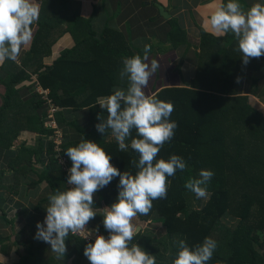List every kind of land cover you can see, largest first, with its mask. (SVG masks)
I'll return each mask as SVG.
<instances>
[{
  "label": "trees",
  "instance_id": "1",
  "mask_svg": "<svg viewBox=\"0 0 264 264\" xmlns=\"http://www.w3.org/2000/svg\"><path fill=\"white\" fill-rule=\"evenodd\" d=\"M39 8L31 48L24 53L21 67L11 72L5 83L0 107V149L11 152L15 140L24 130L37 134L39 144L33 149L19 145L8 167L22 175L32 172L37 180L31 187L43 182L50 194L65 191L70 188L67 185L69 173L63 170L59 161L64 157L71 168L72 161L65 151L81 139H88L100 143L121 173L135 174L138 169L132 161H138V153L130 147L127 152H120L116 140L108 139L110 131L103 135L96 130L100 122L98 115L107 116L96 101L112 94L117 87L126 89L127 80H122L119 75L123 59L137 54L143 56L144 48H134L122 32L110 27L97 37L90 19L70 13L68 0H41ZM166 21L170 27L167 41L172 51L182 46L187 48L188 37L177 18L171 15ZM199 30L194 77L180 87L158 90L154 84L151 89L155 97L174 105L170 119L178 123L174 137L165 143L156 159H169L172 154H177L185 159L188 168L177 170L174 176L168 177L166 199L154 200L148 215L137 216L140 222L157 217L164 229V237L159 239L147 230L146 233L141 230L132 243H138L154 255L156 264H172L179 251L177 240L184 239L194 247L211 237L218 246L207 264H264V237L259 242L257 234L260 232L264 236V116L250 103L248 95H240L238 90L246 69L256 67L254 61H261L260 66H264V55L252 58L245 65L233 34L215 36L202 27ZM65 34L71 36L74 46L61 50L50 66L44 65L43 58ZM225 42L228 45L224 47L222 43ZM150 48L152 51L151 45ZM9 61H4L3 69ZM176 69L180 71L179 65ZM32 75H36L37 84L48 92L46 98L57 108L53 113L56 129L44 124L48 105L42 94L35 92L28 100H22L19 91L13 88L15 83L28 80ZM255 83L254 79L252 86ZM82 108L90 110L86 124L70 115ZM55 130L59 131V136ZM135 136L133 130L132 138ZM56 137L60 139L59 144ZM46 138L49 141L44 148L41 142ZM126 143L130 144V139ZM35 164L40 165V169L35 168ZM201 169L214 171L208 185L210 198L200 208L190 209L187 194L191 192L185 183L189 177L198 178ZM3 173L1 170L0 176ZM16 176L15 181L19 183L20 177ZM118 184L119 177H115L94 193L93 207L98 213L87 225L104 234L109 232L104 228V217L99 212L117 201ZM3 202L0 197V211ZM48 204V197L37 203L35 209H41L42 213L32 216L26 228L18 232L19 238L27 234L36 220L47 215ZM225 213L236 219L233 227L222 223ZM2 218L8 221L3 211ZM34 240L28 238L23 242L28 255L34 247L43 244L41 240H38L40 244ZM4 241L5 238L0 237L3 253ZM71 241L73 245L66 257L74 256L79 260L88 243L69 235L66 245ZM39 255L37 260L42 262ZM35 263L37 261L29 259L23 261V264Z\"/></svg>",
  "mask_w": 264,
  "mask_h": 264
},
{
  "label": "clouds",
  "instance_id": "2",
  "mask_svg": "<svg viewBox=\"0 0 264 264\" xmlns=\"http://www.w3.org/2000/svg\"><path fill=\"white\" fill-rule=\"evenodd\" d=\"M39 16L40 8L35 0H0V64L18 59L22 46L33 37L32 26ZM203 27L215 36L233 34L245 65L252 58L264 55V3H254L245 10L240 0H227L211 13ZM150 51V45H145L143 56L124 58L119 75L122 80L126 78V89L116 88L96 101L107 112L106 118L101 113L98 115L100 122L96 130L103 135L110 131L120 152H127L130 147L138 153V161H132L138 171L121 173L100 143L88 139L67 148L65 154L72 161L67 183L72 187L49 194L47 215L42 223H37L34 237L49 244L57 259L65 257L70 234L89 238L92 232L86 231V225L98 213L93 207L94 193L119 177L118 199L102 213L104 228L110 235L107 238L97 235L94 243L86 245L84 255L90 264H156L154 255L132 243L140 233L133 221L138 214L148 215L154 200L167 198L168 177L177 170H186L188 164L177 154L169 159H156L165 143L174 137L178 123L170 119L174 111L171 102L145 92L160 66L157 59L149 58ZM133 130L135 138H132ZM129 139L130 144L126 143ZM213 176L214 171L201 169L198 178L186 180L185 187L197 199L207 200ZM176 245L179 251L172 264H207L218 246L211 237L194 247L184 239L177 240Z\"/></svg>",
  "mask_w": 264,
  "mask_h": 264
},
{
  "label": "crops",
  "instance_id": "3",
  "mask_svg": "<svg viewBox=\"0 0 264 264\" xmlns=\"http://www.w3.org/2000/svg\"><path fill=\"white\" fill-rule=\"evenodd\" d=\"M225 2L227 0H68L71 9L70 13L90 19L91 27L97 37L101 35L106 27H110L122 32L134 48L142 49L145 45L153 47L149 58L157 59L160 66L158 72L156 71L150 78L149 84L145 89L148 94H150L153 85L158 81V77H160L157 85L158 90L165 87H180L183 82L187 83L194 77L196 53L199 52V27L204 29V21L221 3ZM240 2L241 4L244 3L245 6L243 8L247 10L254 3H264V0H240ZM35 3L40 5L41 0H35ZM159 4L163 10L168 11L169 16L172 15L177 18L178 24L186 32L189 41L187 48L182 46L172 51L171 45L167 41L170 27L166 21L167 18H164L159 13ZM34 27L36 28L35 24L32 29ZM207 32L211 33L210 31ZM224 45L227 46L228 43H222V46ZM73 46L74 42L71 36L69 34L62 35L51 47L50 54L43 58V64L50 66L59 56L61 50L72 48ZM30 48L31 41L27 45L22 46L16 61L10 60L7 62L5 69H3L4 62L0 64V107L3 105L6 90L5 83H8L10 73L16 72L21 67L24 53L28 52ZM169 54L172 55L168 58ZM164 59H169V63L165 64ZM254 62L258 69L256 67L247 68L244 80L248 79L250 82L254 79L256 80L252 95L254 96L256 93L255 88H258L260 91L257 90V94L264 101V66H260L261 61ZM178 65L180 71L176 69ZM252 76L253 78H250ZM30 77L28 80H21L13 85V88L19 91L22 100H28L34 95L33 93H39L38 89L41 88L36 82V75ZM244 80L240 81L241 86H243ZM240 95H248L249 101H251L249 93H243L242 89H240ZM255 107L264 114V109L257 107V105ZM89 111V108H82L73 112L70 110V115L86 124ZM46 119L44 124L47 122ZM48 141L47 138L42 140L41 143L44 148L47 146ZM21 144H24L29 149L37 148L39 144L37 134L27 130L21 131L14 142V146L11 148V152L0 149V171H4L0 176V197L4 199L2 210L0 211V237L5 238L3 242L5 252H1L0 248V264H23L24 259L37 261L35 264H90L85 255L79 260H76L74 256L66 257L72 248V241L67 244V252L63 260L57 259L51 253L50 245L45 242L40 246L34 247L30 255L27 254L23 242L28 238L34 240V235L38 230L37 223H42L46 216L43 219L36 220L23 238H19L17 234L20 230L26 228L32 216L42 213V210H36L35 206L40 200L47 198L50 191L43 182L31 187L32 182L37 180V177L32 172L22 175L20 171L15 172L13 168L8 167L9 161L13 159L16 149ZM35 168L40 169V165L35 164ZM16 175L20 177L19 183L15 181L18 177ZM2 211L10 222L4 221ZM102 212L104 211L99 213ZM34 242L36 244L35 240ZM37 243L40 244L38 240ZM38 254H40L39 257L42 262L37 260Z\"/></svg>",
  "mask_w": 264,
  "mask_h": 264
},
{
  "label": "rangeland",
  "instance_id": "4",
  "mask_svg": "<svg viewBox=\"0 0 264 264\" xmlns=\"http://www.w3.org/2000/svg\"><path fill=\"white\" fill-rule=\"evenodd\" d=\"M35 31V27L33 28ZM225 47V45H224ZM173 54V53H172ZM172 54H169L168 55V58L171 57ZM164 63H169V59H164ZM157 72H158V69H157ZM250 78H253L250 77ZM159 79L160 77H158V81L156 82V85H158L159 83ZM240 89H242V92L243 93H249V96L251 98V101L250 103L254 106L257 105V107L259 106L261 109H264V101L261 99L260 96H258L259 94H257V90H259L258 88H255L256 89V93L255 95L253 96L252 93L254 91L253 89V86H252V82H250L248 79L244 80L243 81V86H240L238 88L239 92H240ZM260 91V90H259ZM147 95H151V96H154V92H150V94L146 93ZM264 116V114H263ZM109 140H115L114 137L110 136L108 138ZM206 200L204 199H197L195 197V194L194 193H188L187 194V203H188V207L190 209H197V208H200L202 206V204L205 203ZM104 211V210H103ZM101 212V211H100ZM103 213V212H102ZM221 221L224 225L226 226H230V227H233L236 223V219L233 218L231 215H229L228 213H225L222 218H221ZM133 223L140 229V231L142 230L143 232L146 233V230L148 232H150L153 236H156L157 238L161 239L164 237V229L161 227V224H160V221L157 220V217H153L151 218L150 220L146 221V222H140L138 221L137 217L134 219ZM258 238H259V242L262 241L263 239V234L258 232ZM261 251V249H260Z\"/></svg>",
  "mask_w": 264,
  "mask_h": 264
},
{
  "label": "built area",
  "instance_id": "5",
  "mask_svg": "<svg viewBox=\"0 0 264 264\" xmlns=\"http://www.w3.org/2000/svg\"><path fill=\"white\" fill-rule=\"evenodd\" d=\"M38 91H39V94H42L43 95V99H44L45 103L48 105V109H47V114L48 115H47V119H46L47 122H45V126L48 127V128L56 129L57 125H56V123H55V121L53 119V113L57 110V108L54 107L52 105V103L50 102V100H48L46 98L47 93H48L46 90L38 89ZM54 133L59 136V131L58 130H55ZM55 140H56V143L59 144V142H60L59 137L58 138L56 137ZM59 162L62 165L63 170L64 171H67L69 173L70 167L68 165V161L64 157H62ZM67 185L70 188L72 187V185H69L68 183H67ZM86 228H87L86 231H91L92 232V234L89 236L88 239H83L79 235H77V236H73L71 234L70 235L73 236V237H75V238H78V239L83 240L85 243H94L95 238H96L97 235H104L106 238L110 235L109 233L108 234L107 233L104 234L100 230H97V229H95V228H93V227H91L89 225H86Z\"/></svg>",
  "mask_w": 264,
  "mask_h": 264
},
{
  "label": "water",
  "instance_id": "6",
  "mask_svg": "<svg viewBox=\"0 0 264 264\" xmlns=\"http://www.w3.org/2000/svg\"><path fill=\"white\" fill-rule=\"evenodd\" d=\"M159 7V13L161 14V16H163L164 18H168L169 17V13H168V11L167 10H163V8L160 6V5H158Z\"/></svg>",
  "mask_w": 264,
  "mask_h": 264
}]
</instances>
